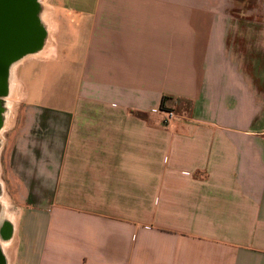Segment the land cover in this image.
Returning a JSON list of instances; mask_svg holds the SVG:
<instances>
[{"label":"crops","instance_id":"0c3cea01","mask_svg":"<svg viewBox=\"0 0 264 264\" xmlns=\"http://www.w3.org/2000/svg\"><path fill=\"white\" fill-rule=\"evenodd\" d=\"M52 14L4 154L22 263L264 264V70L203 0Z\"/></svg>","mask_w":264,"mask_h":264},{"label":"rangeland","instance_id":"374dc122","mask_svg":"<svg viewBox=\"0 0 264 264\" xmlns=\"http://www.w3.org/2000/svg\"><path fill=\"white\" fill-rule=\"evenodd\" d=\"M43 4L45 11V22L49 26L51 32L49 34V43L53 47L52 36L54 33V25L52 21V0H37ZM205 6L214 12L215 18L220 21L222 26H226L231 36V47H235V60L242 63L245 61L246 67L264 70V0H203ZM47 11L49 13H47ZM47 13V14H46ZM246 38L245 43L244 39ZM48 46V45H47ZM244 46V48H243ZM45 47V46H44ZM248 47L250 50L248 51ZM52 50V52H53ZM46 51V49H45ZM44 52V51H43ZM45 55V52L43 53ZM53 54L47 57L50 59ZM244 55V57H243ZM245 59V60H244ZM13 79V81H12ZM11 79L9 90V114L4 125L2 150L0 152V242L11 237L12 227L16 230L17 249L12 252V247L2 248L0 243V252L2 264H23L19 250V225L22 217V209L26 206L22 203V198L17 194L16 188L11 184L9 173L4 165L5 151L9 135L17 121L26 115V109L20 107L24 105L26 100V89L21 91L18 82L14 78ZM17 127V123H16ZM9 224L11 231L7 235L1 234L4 225Z\"/></svg>","mask_w":264,"mask_h":264},{"label":"flooded vegetation","instance_id":"af4514ba","mask_svg":"<svg viewBox=\"0 0 264 264\" xmlns=\"http://www.w3.org/2000/svg\"><path fill=\"white\" fill-rule=\"evenodd\" d=\"M36 2L37 0H0V152L2 131L4 132L9 114L11 79L17 81L21 65L28 58H37L31 54L43 47L41 26L35 14ZM18 85L20 86L19 83Z\"/></svg>","mask_w":264,"mask_h":264},{"label":"bare ground","instance_id":"6f19581e","mask_svg":"<svg viewBox=\"0 0 264 264\" xmlns=\"http://www.w3.org/2000/svg\"><path fill=\"white\" fill-rule=\"evenodd\" d=\"M36 5L37 6L35 7V14H37L38 23H39V26H41L40 27V31H41V34H42L43 47L35 50L31 54V56H37L38 58H41V57H47V56H49L52 53V50L53 49L51 48V43L48 44L49 43V34H50L51 30H50L49 26L45 22V18L46 17L44 15L45 14V11L43 10L44 5L43 4H40L39 1L36 2ZM47 13H49V12L47 11ZM45 49H46V51H45ZM43 51L45 52V55H43V53H44ZM13 68H14V66H12V68H11L12 71H13ZM10 70H9V72H10ZM19 87H20L19 89L21 91H23L22 86L20 85ZM12 229L13 230L11 232V237L8 238L7 240H1L0 243L2 245V248H4V249H6L8 245H10L12 247V249H11L12 252H14V251H16L18 245H17V243L15 244V241L17 239L16 238V230H15V227L13 226Z\"/></svg>","mask_w":264,"mask_h":264},{"label":"built area","instance_id":"2783aa9c","mask_svg":"<svg viewBox=\"0 0 264 264\" xmlns=\"http://www.w3.org/2000/svg\"><path fill=\"white\" fill-rule=\"evenodd\" d=\"M161 114V121L165 126L172 124L176 118V112L174 109H161Z\"/></svg>","mask_w":264,"mask_h":264},{"label":"water","instance_id":"95a60500","mask_svg":"<svg viewBox=\"0 0 264 264\" xmlns=\"http://www.w3.org/2000/svg\"><path fill=\"white\" fill-rule=\"evenodd\" d=\"M11 231V227L9 226V224L7 223L6 225H4L3 229L1 230V234L3 235H7L9 232ZM1 252H0V264H2V257L1 256Z\"/></svg>","mask_w":264,"mask_h":264}]
</instances>
